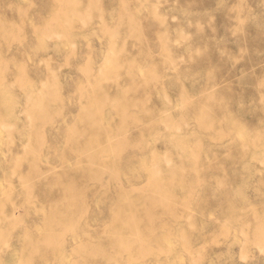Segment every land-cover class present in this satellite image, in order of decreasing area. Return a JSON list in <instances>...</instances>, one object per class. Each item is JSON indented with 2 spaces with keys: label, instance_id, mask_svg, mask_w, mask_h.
I'll use <instances>...</instances> for the list:
<instances>
[{
  "label": "rangeland",
  "instance_id": "374dc122",
  "mask_svg": "<svg viewBox=\"0 0 264 264\" xmlns=\"http://www.w3.org/2000/svg\"><path fill=\"white\" fill-rule=\"evenodd\" d=\"M35 2L48 36L91 25L106 41L99 64L80 67L89 107L79 130L99 127L105 106L113 128L97 130L100 145L82 146L77 164L65 162L55 117L29 154L18 132L33 97L46 90L40 103L60 112L58 94L75 99L77 76H3L0 90L14 87L18 103L0 109V140L16 136L0 142L16 156L0 167V187L12 189L0 203L16 206L2 217L1 248L16 238L17 264H264V0H53L52 13L48 0H0V31H9L5 16L21 34ZM69 167L81 186L62 194ZM60 196L75 208H59ZM73 213L78 223H57Z\"/></svg>",
  "mask_w": 264,
  "mask_h": 264
},
{
  "label": "crops",
  "instance_id": "0c3cea01",
  "mask_svg": "<svg viewBox=\"0 0 264 264\" xmlns=\"http://www.w3.org/2000/svg\"><path fill=\"white\" fill-rule=\"evenodd\" d=\"M48 1L50 13H52L55 11L56 7L52 3L53 0ZM39 2L41 4V0H39ZM40 8L41 7H38L35 2L26 9L23 22H19L21 25L17 26L18 28L21 26V34L19 35L13 33L12 31L13 27H15L18 21L11 22L8 21L5 16L3 17L2 22L6 24L1 25V28L4 30L9 28V31H0V80L3 78V76L10 75L27 76L29 80L31 79L28 76H45L56 82L59 81L57 76H64L60 73L62 72V69L72 68L75 71L77 77L72 80L70 92L71 94H74L75 99L71 100L68 97L64 98L63 95L58 94L62 106V110L59 112L58 108H56L55 102L51 104H47L45 101L44 103H40L43 102V93L46 90L37 94L32 99V110L29 109L30 113L26 114L25 118L23 119L25 121L24 128L28 127V130L18 133L19 135L23 133L22 137H24L26 147H28V153H31V148L32 153H34L33 146L35 140H32V136L36 139L40 129L52 124L55 120V117L57 118L60 116V125L57 127L59 141L58 143L55 142L57 152L59 154L57 158L61 161L75 162L77 164V162L82 159L81 155L86 153L82 146L91 144L92 142H94L95 145H100V137L96 134V131L101 128H105L109 134L110 132L108 131L113 128L112 117L107 115L109 112H111V110L105 106V108H101L97 111V113H100L97 117L100 124L99 127L95 129H89V133L86 132L87 128L85 126L82 132L79 130L80 126L83 125L82 119H84V110L81 109L83 107H89L87 105L84 106L80 96H78L80 93L85 95V78H82L80 67L87 59L90 60L88 64L91 67L92 65L97 66L103 59V50L106 48V41L98 34L97 28L91 25L67 26L62 31H59L58 35L56 34L50 37L47 35V33L49 34L50 31L49 27L46 25L47 19L41 18L42 16ZM94 37L100 38L101 40L100 47L97 50L91 45V39ZM49 51L58 54L57 61L48 56ZM93 69L97 68L94 67ZM63 79H66V77ZM27 83V88H30L31 82L29 81ZM14 90V87L3 86L1 88L0 109H2V106L5 109H9L12 104L18 103ZM7 118L9 121V119H16V116L8 114ZM39 120H41V122H39ZM4 125L6 124L4 123ZM90 132L94 134L91 135ZM15 138L16 136H13V133H10V130H8V135L1 138L0 142L10 144ZM105 143H107V140ZM95 154L96 151L94 152V156L92 158H97ZM12 156V150H9L6 153L0 152V167L3 169L7 168L4 160L11 158L16 160V156ZM78 169L69 167L70 173L63 175L64 180L62 182V194L69 191H75L80 188L81 174ZM122 171V173H125L124 170ZM122 176L128 175L122 174ZM7 182L9 185L6 183V187H0V196L5 197L7 195V199L9 200L12 189L10 181ZM59 200V208H75V204L65 199V197L60 196ZM31 205L33 204H28V206L25 207V210L31 208ZM35 207L45 209L49 206L35 204ZM14 208H16L14 204L0 203V234L2 217L5 219V221H9L15 214ZM27 216L28 215L26 214V219ZM58 219V224H68L71 222V220L73 221L72 224L78 223L74 222V213L72 216L70 214H64L62 216L59 215ZM28 223H34L33 211H31V216ZM68 239L74 242L79 238H76V235H70ZM16 240L17 239L14 238V241L12 240V244H10L8 248L2 249L0 245V264H17V258L23 254L22 249L19 247V244ZM65 250V253L71 251L70 249ZM64 255L68 256V254Z\"/></svg>",
  "mask_w": 264,
  "mask_h": 264
},
{
  "label": "bare ground",
  "instance_id": "6f19581e",
  "mask_svg": "<svg viewBox=\"0 0 264 264\" xmlns=\"http://www.w3.org/2000/svg\"><path fill=\"white\" fill-rule=\"evenodd\" d=\"M63 18V17H62ZM89 76V75H88ZM102 83V82H101ZM99 85V84H98ZM101 85V84H100ZM81 86H83V85H81ZM197 148V147H196ZM52 216V215H51ZM243 221V220H242ZM114 260V259H113Z\"/></svg>",
  "mask_w": 264,
  "mask_h": 264
}]
</instances>
